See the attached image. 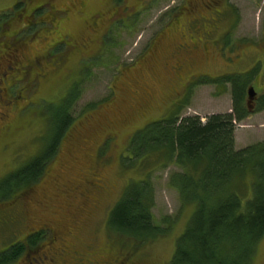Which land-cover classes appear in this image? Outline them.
Listing matches in <instances>:
<instances>
[{
	"label": "rangeland",
	"instance_id": "obj_1",
	"mask_svg": "<svg viewBox=\"0 0 264 264\" xmlns=\"http://www.w3.org/2000/svg\"><path fill=\"white\" fill-rule=\"evenodd\" d=\"M184 43L197 47L194 72L207 78L182 98L169 69L172 50ZM9 44L17 48L10 59L1 50ZM23 66H30L26 77ZM242 74L251 75L247 90L262 97L264 0H0V184L58 145L36 184L0 201V252L30 232L15 215L25 211L32 228L48 223L67 235L75 226L80 252L168 264L193 214L169 184L177 166L150 176L154 222L167 227L165 235L139 244L105 227L130 180L145 178L142 170L124 168L130 135L174 113L205 122L233 112L232 85L223 80ZM72 88L79 93L70 111L74 122L58 143L59 103ZM247 100L237 149L264 141V110ZM46 243L15 264H33ZM251 264H264V239Z\"/></svg>",
	"mask_w": 264,
	"mask_h": 264
},
{
	"label": "trees",
	"instance_id": "obj_2",
	"mask_svg": "<svg viewBox=\"0 0 264 264\" xmlns=\"http://www.w3.org/2000/svg\"><path fill=\"white\" fill-rule=\"evenodd\" d=\"M21 6L18 2L14 9ZM1 50L7 58L17 48L9 44L1 46ZM250 76L242 74L223 80L232 85L231 113L208 116L205 122L197 115L179 118L174 113L130 135L126 150L131 159L124 168L142 170L145 178L130 180L106 217L108 227H105L113 235L139 244L165 235L167 227L154 222V188L150 176L154 170L175 165L179 171L171 174L169 184L178 192L182 206L193 207V214L168 264L252 263L264 239V141L237 149L235 138L237 124L247 115L245 103ZM78 98L77 89L72 88L59 103L55 122L61 131L58 143L74 122L70 111ZM258 102L260 110H264V95ZM57 146L54 144L49 152L7 177L0 184V201L36 184L57 153ZM97 188L102 189L101 185ZM42 239L37 234L11 243L0 252V264L14 263ZM87 247L92 249L90 245Z\"/></svg>",
	"mask_w": 264,
	"mask_h": 264
},
{
	"label": "flooded vegetation",
	"instance_id": "obj_3",
	"mask_svg": "<svg viewBox=\"0 0 264 264\" xmlns=\"http://www.w3.org/2000/svg\"><path fill=\"white\" fill-rule=\"evenodd\" d=\"M131 16V15H129ZM192 22V21H191ZM96 23V22H95ZM98 24L96 23L95 26ZM110 27V26H109ZM109 31V28H108ZM194 42V41H193ZM191 44H194L190 42ZM187 43L180 44L176 51L172 50V61L173 64L171 66V69H169L171 75L174 78H171L170 81L177 85L178 91L183 93V97H189L191 87L196 85L197 83L203 82L205 78H207V75L194 72V60H193V51L197 49L195 45H189ZM205 51L207 48H203ZM16 54V51L14 52ZM204 52L203 54H205ZM64 59H61V63H64ZM29 69L30 66H23L21 69V75L24 74L25 77L29 75ZM19 70V69H18ZM187 73V78H183L181 76L182 72ZM261 95L257 96V99L254 101L257 103L260 99ZM174 106H180L181 101L177 100L173 103ZM79 193V196L85 197V195L81 192L80 189L77 190ZM83 208H80V210ZM16 217L19 219H23L25 222V226L27 227V230L30 231L27 235H24L25 240L28 238L34 236V235H41L43 239L39 242V244H42L44 241H47L46 245L41 246L38 250H36L34 254H36L33 257V262L31 263H37V264H136L135 257L127 255H115V256H108L98 253L95 251L91 252H80L76 248L77 246L73 242V237L76 235L75 226L70 227L67 230V235L63 231L58 232L56 231L51 224L43 223L41 225H38V228L33 227L32 228V219H30V216H28L25 211L20 214L16 212ZM21 215V216H20ZM15 222V221H14ZM34 223V222H33ZM77 229V227H76ZM63 235V236H62ZM27 237V238H26ZM44 240V241H43ZM91 246V245H90ZM46 248V250H44ZM91 247H88L90 249ZM94 252V253H93ZM42 253V254H39ZM96 253V254H95ZM121 256V257H120ZM20 258V257H19ZM19 258L14 263L15 264ZM30 262V261H29Z\"/></svg>",
	"mask_w": 264,
	"mask_h": 264
},
{
	"label": "water",
	"instance_id": "obj_4",
	"mask_svg": "<svg viewBox=\"0 0 264 264\" xmlns=\"http://www.w3.org/2000/svg\"><path fill=\"white\" fill-rule=\"evenodd\" d=\"M257 92L254 89V87H250L247 90V97H248V106L250 107V104L254 103V101L257 99Z\"/></svg>",
	"mask_w": 264,
	"mask_h": 264
}]
</instances>
